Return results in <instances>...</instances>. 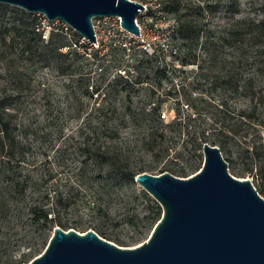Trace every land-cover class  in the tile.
Masks as SVG:
<instances>
[{"label": "rangeland", "instance_id": "obj_1", "mask_svg": "<svg viewBox=\"0 0 264 264\" xmlns=\"http://www.w3.org/2000/svg\"><path fill=\"white\" fill-rule=\"evenodd\" d=\"M138 1L146 5L137 17L138 24L142 28L140 36H135L123 29L120 25V18L116 16L94 17L93 23L98 41L97 43L87 40L82 42L80 39L79 49L83 51L84 47H88V52H91V47H93V50L98 49L102 56L100 64L96 63L92 72L89 73L90 84L94 87L97 83L100 84L102 96L108 94L110 98L123 101L131 99L134 106H141L150 99L151 89H154L156 94L153 96L164 99L161 108L162 117L165 121H170L174 117L172 100L176 93L168 95L166 92L170 89L175 92L173 85L180 83L182 77L175 76L173 83L164 79L160 85H157V81L153 79L150 85L141 83L135 86L124 80L114 79L119 72L126 73V70L131 69L132 64H135L138 58L143 57L145 49L149 53L157 49L158 54L160 46L167 42L166 35H164L165 27L173 21L174 13L160 11V3L164 0ZM228 1L232 0H183L185 3H200L205 7L200 20L206 22L209 28L214 30L216 37L223 34L233 22V20L228 22L224 14V4ZM235 1L238 3L239 10L235 16L236 19L259 20L264 16V0ZM212 3L219 4L220 10L209 11L206 5ZM0 4H3L0 5V97L5 93L20 96L18 102L12 106V110L17 114V120L25 124L22 128L28 129L27 133L18 132L20 139L30 148L27 153L29 166L23 168V174L37 175L36 172H42L44 178L51 174L53 178H50L44 187L51 188L52 193L58 190H70L72 187L70 185L76 180L84 159L78 151V146L83 143L86 134L93 137L91 129L81 127L82 118L75 117L67 105L68 92L73 88L77 77L59 74L54 65L55 62L41 56L42 53L36 47L38 43L40 46L41 40H38L34 33L29 32L28 36L35 47L30 51H24L28 37L24 36L22 30L18 31L12 26H17L19 29L20 26L27 24L28 18L29 20L36 18L39 25L38 31L41 32L45 43L52 31L57 29H63L68 33L70 41L75 42L78 39L73 35L75 30L60 19L48 21L42 13H32L9 3L0 2ZM5 26H8L7 30ZM216 47V55L222 61L213 62L211 54L205 53L202 62L203 69L198 66L199 63H193L185 66V73H180H188L187 80L192 82V89L202 92L205 99L209 100L211 97L221 96V88L216 87L220 82L229 79V83L233 85L244 78L250 81L252 77L255 87H261L264 91V70L252 65L250 58L246 64H241L239 60L242 59L243 50L238 44L236 46L220 44ZM61 49L65 51L67 47ZM197 51L200 52V49L197 48ZM246 52H249L252 57L253 50L248 49ZM167 58L170 60L171 56L168 55ZM141 64L138 71H145L147 64ZM132 72L137 74L136 69ZM69 84L72 86L68 87ZM198 85L199 87H194ZM93 96L86 99L83 110L93 104L97 94ZM225 97L229 99L230 112H220V120L224 119L228 127L236 125L240 129L241 138L238 142L241 147L240 153L232 154L228 150L222 151L224 158L229 160H227L229 171L236 177L251 179L257 190L264 189V146H260V136L256 127L259 118L264 120V107L259 105L258 95L252 98L241 94L234 88L226 91ZM260 100L264 103V96L260 97ZM254 106L258 107L255 113L252 111ZM243 114L245 115L242 116ZM209 115L212 114L209 113ZM211 122L207 118L206 126H209ZM260 129L264 141V125ZM143 136H145L143 129L129 124L122 128L119 140L110 138V144L111 142L117 144L120 140H130V143L126 145L132 166L137 168L142 166L146 169L144 171L154 174H159L161 167L186 165L191 160L187 150L183 153L184 159L182 160L174 158L175 161L172 157L156 158L155 155L153 156L154 151L143 147L141 140ZM103 139H109V137L104 135ZM202 154L204 161L203 149ZM90 161L88 162V176L93 175V165ZM1 164L0 159V168ZM199 169L190 170L187 176ZM14 170H19V168L15 167ZM88 182L82 185L85 190L81 191V188H78L77 191V187L73 190L76 200L69 209L62 211L65 220L74 222V224L78 223L75 229L81 232L90 228L94 229L93 227L100 228L105 236L94 230L102 237L110 238L109 240L125 247L136 246L148 239L152 230L140 234L148 223L147 216L150 212L149 200L139 195V191L144 189L141 185L137 184L136 188L127 184L113 185L110 183V199L106 200L107 196L103 202L110 212V217H107L90 206L92 202L98 203L101 194L96 193L97 182L93 180ZM261 195L264 197L263 194ZM151 197L154 198L152 195ZM36 234L34 226L27 223L25 217L23 220L16 218L12 225L6 223L0 227V264H11L12 262V264H27L41 253L44 249L34 251L27 258L23 257L24 253L30 252L36 240Z\"/></svg>", "mask_w": 264, "mask_h": 264}, {"label": "trees", "instance_id": "obj_2", "mask_svg": "<svg viewBox=\"0 0 264 264\" xmlns=\"http://www.w3.org/2000/svg\"><path fill=\"white\" fill-rule=\"evenodd\" d=\"M218 5L212 3L207 4L206 7L209 11L214 12L220 10ZM204 8L200 3H185L183 0L161 2L160 11L175 15L173 21L165 27L164 35H166L167 42L160 46L158 54L157 49H154L152 53L145 49L143 57L138 58L135 64H132L131 69L126 70V73L119 72L114 77L115 80L121 79L133 86L141 83L150 85V81L153 79L157 81V85H160L164 79L173 83L175 76L182 77L180 83L173 85L175 92L171 89L166 92L168 95L176 93L172 100L174 117L170 121H165L162 117L161 108L164 99L155 98L153 96L156 94L154 89H151L153 98L151 96L141 106H134L131 99L123 101L110 98L108 94L102 96L101 85L98 83L95 87L91 85L89 75L93 66L96 63L100 64L102 56L98 49L93 50V47H91V52H88V47H84L81 51L78 43L82 36L78 32H73V35L78 39L71 42L68 33L63 29L53 30L45 43L41 32L38 31L39 25L36 18L31 20L28 18L27 24L24 25L26 28L20 26L18 29L17 26H12L18 31L22 30L24 36L28 37L24 51H30L35 47L32 39L28 36L29 32L34 33L38 40H41L40 46L39 43L36 46L42 53L41 56L55 62L54 65L59 74L77 77L73 88H70L71 90L68 92L67 105L75 117L82 118L81 127L90 128V132L93 134V137L86 134L85 140L78 146V151L80 155L84 156V159L76 180L70 185L71 189L66 191H55L54 189L55 192L52 193L51 188L44 187V184L50 178L52 179L53 175L50 174L44 178L42 172H36L37 175L23 174V168L29 166L27 153L30 148L18 134L19 131L27 133L28 129L22 128L25 127V124H21L17 120V114L12 110V106L20 98L19 94L5 93L0 97V159L2 163L0 168V227L6 223L12 225L16 218L23 220L24 217L27 223L34 226V230L37 232L36 240L32 244L30 252L23 254L24 258L29 257L34 251L45 249L55 226L59 225L64 229L77 228L78 223L74 224V222L65 220L62 214L64 209H69L75 202L76 194L73 190L76 187L77 191L78 188H81L82 191L85 190L82 185L89 183L88 181L97 182L96 193L101 194V197L97 204L92 202L90 206L107 217H110V212L103 202L107 196L106 200L110 199V183L113 185L127 184L137 188L135 177L146 169L142 166L139 168L132 166L126 145V143H130V140H120L118 143L121 145L112 142L110 144V138L119 140L122 128L129 124L145 131V136L141 138L143 147L154 151L153 156L155 155L156 158L172 157L173 160H175L174 158L182 160L184 159L183 153L185 150L188 151L191 160L186 165L164 166L160 168V173L170 171L175 175L187 176L190 170L202 167V149L205 142L218 145L221 151L228 150L232 154L240 153L241 147L238 143L241 140L240 129L236 125L228 127L225 120L222 121L219 117V113L222 111L230 112L229 99L225 97V92L234 88L241 94L252 98L258 95L259 105L264 107V103L260 100V97L264 96L263 89L255 87L252 77L250 81L244 78L241 82L237 81L233 85L227 79L216 85L221 88V96L219 98L211 97L208 100L205 99L202 92L191 88L192 82L187 80L188 73H180H185V66L193 63H199L198 66L203 69L202 62L205 53L211 54L213 62L222 61L216 55V46L220 44L230 46L238 44L243 50V56L239 62L246 64L250 58V63L263 71L264 16L259 20L254 18L236 19L235 16L239 11L238 3L235 0L228 1L224 4V14L228 18V22L232 20L233 22L229 24L223 34L216 37L214 30L209 28L206 22L200 20ZM5 29L7 30L8 26H5ZM63 47H67V50L63 51L61 49ZM197 48L200 49V52L197 51ZM248 49L253 50L252 57L249 52H246ZM168 55L171 56L170 60L167 58ZM141 63L147 64L145 71H138ZM133 69H136L137 74L132 72ZM194 87L197 88L199 85ZM95 93L97 98L94 99L93 104L83 110L86 99L94 97ZM257 110V106L252 109L253 113ZM207 118L212 121L209 126H206ZM263 125L264 120L259 118L256 127L260 136V146H264L260 129ZM82 132H85L84 129ZM104 135L109 139H103ZM226 160L228 159L226 158ZM89 161L93 165L92 176H88ZM15 167H18L19 170H14ZM258 190L264 195V189ZM139 195L146 197L150 202L148 223L140 231V234H143L153 229L162 216L163 208L144 189L139 191ZM93 228L99 234L104 235L102 229Z\"/></svg>", "mask_w": 264, "mask_h": 264}, {"label": "water", "instance_id": "obj_3", "mask_svg": "<svg viewBox=\"0 0 264 264\" xmlns=\"http://www.w3.org/2000/svg\"><path fill=\"white\" fill-rule=\"evenodd\" d=\"M60 19L97 43L94 17L117 16L135 36L138 0H0ZM202 167L187 177L139 172L135 180L162 206L148 239L125 247L90 228L57 225L45 249L27 264H264V197L249 178L229 171L220 147L205 142Z\"/></svg>", "mask_w": 264, "mask_h": 264}, {"label": "built area", "instance_id": "obj_4", "mask_svg": "<svg viewBox=\"0 0 264 264\" xmlns=\"http://www.w3.org/2000/svg\"><path fill=\"white\" fill-rule=\"evenodd\" d=\"M44 15V14H43ZM44 17H45V15H44ZM117 17V16H116ZM119 18V17H118ZM45 19H47L46 17H45ZM96 36H97V34H96ZM86 39L84 38V37H82V42H84ZM97 41H98V37H97ZM165 114H163V116H164Z\"/></svg>", "mask_w": 264, "mask_h": 264}, {"label": "bare ground", "instance_id": "obj_5", "mask_svg": "<svg viewBox=\"0 0 264 264\" xmlns=\"http://www.w3.org/2000/svg\"><path fill=\"white\" fill-rule=\"evenodd\" d=\"M141 30H142V28H141Z\"/></svg>", "mask_w": 264, "mask_h": 264}]
</instances>
